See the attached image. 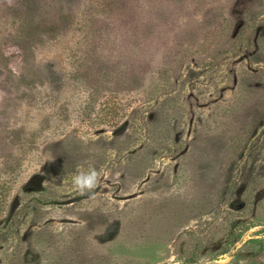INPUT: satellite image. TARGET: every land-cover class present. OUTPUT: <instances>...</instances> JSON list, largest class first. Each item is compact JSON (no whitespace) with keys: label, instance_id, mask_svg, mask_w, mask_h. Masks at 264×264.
<instances>
[{"label":"rangeland","instance_id":"1","mask_svg":"<svg viewBox=\"0 0 264 264\" xmlns=\"http://www.w3.org/2000/svg\"><path fill=\"white\" fill-rule=\"evenodd\" d=\"M0 264H264V0H0Z\"/></svg>","mask_w":264,"mask_h":264},{"label":"clouds","instance_id":"2","mask_svg":"<svg viewBox=\"0 0 264 264\" xmlns=\"http://www.w3.org/2000/svg\"><path fill=\"white\" fill-rule=\"evenodd\" d=\"M98 174L94 169L82 172L73 178V184L80 190L92 189L96 186ZM87 186V187H85Z\"/></svg>","mask_w":264,"mask_h":264}]
</instances>
